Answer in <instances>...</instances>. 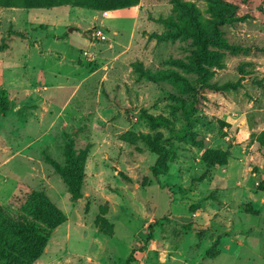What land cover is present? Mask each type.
I'll use <instances>...</instances> for the list:
<instances>
[{
	"label": "rangeland",
	"instance_id": "374dc122",
	"mask_svg": "<svg viewBox=\"0 0 264 264\" xmlns=\"http://www.w3.org/2000/svg\"><path fill=\"white\" fill-rule=\"evenodd\" d=\"M7 1L0 202L44 192L67 218L33 264H264V0H141L124 18Z\"/></svg>",
	"mask_w": 264,
	"mask_h": 264
},
{
	"label": "trees",
	"instance_id": "16d2710c",
	"mask_svg": "<svg viewBox=\"0 0 264 264\" xmlns=\"http://www.w3.org/2000/svg\"><path fill=\"white\" fill-rule=\"evenodd\" d=\"M141 0H10L5 7L26 9H52L61 6L83 8L101 13L128 9ZM187 4V3H186ZM181 7L187 5L180 2ZM193 5V4H192ZM191 5V6H192ZM194 6V5H193ZM11 109L7 92L0 89V118ZM157 152L160 156L161 153ZM204 161H211L208 155ZM56 170L65 178L73 198L81 195L84 169L79 160L69 155V166ZM67 221L64 212L44 192H29L15 196L8 203L0 202V260L7 264H33L45 252L53 233ZM153 238L151 233L148 240ZM133 250L127 264L136 261Z\"/></svg>",
	"mask_w": 264,
	"mask_h": 264
},
{
	"label": "crops",
	"instance_id": "0c3cea01",
	"mask_svg": "<svg viewBox=\"0 0 264 264\" xmlns=\"http://www.w3.org/2000/svg\"><path fill=\"white\" fill-rule=\"evenodd\" d=\"M111 12H115V13L119 14V17H123L124 18V15H123L124 13H122L123 9L122 10H116V11H110V12H104L103 15L105 17H108ZM128 18L133 19V21H136V13L133 14V17L132 16L131 17L128 16Z\"/></svg>",
	"mask_w": 264,
	"mask_h": 264
},
{
	"label": "built area",
	"instance_id": "2783aa9c",
	"mask_svg": "<svg viewBox=\"0 0 264 264\" xmlns=\"http://www.w3.org/2000/svg\"><path fill=\"white\" fill-rule=\"evenodd\" d=\"M96 35L97 36H101L102 35V32L99 30V31L96 32Z\"/></svg>",
	"mask_w": 264,
	"mask_h": 264
}]
</instances>
